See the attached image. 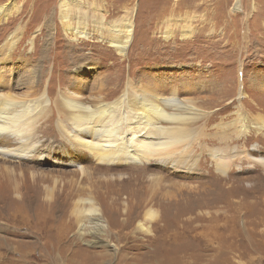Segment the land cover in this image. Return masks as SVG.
<instances>
[{
  "label": "rangeland",
  "instance_id": "374dc122",
  "mask_svg": "<svg viewBox=\"0 0 264 264\" xmlns=\"http://www.w3.org/2000/svg\"><path fill=\"white\" fill-rule=\"evenodd\" d=\"M61 1L0 0L10 10L0 20V46L21 32L0 64V96L55 100L72 91L91 101L109 87L102 92L113 102L129 83L159 90L202 112L188 157L193 172L84 163L92 175L80 185L99 196L96 227L81 221L71 205L75 187L58 174L73 167L50 158L28 167L34 177L6 174L0 264H264V0H79L73 14L89 16L92 38L77 42L62 30ZM102 18L105 40L96 33ZM126 22L134 35L121 56L109 27ZM57 115L44 125L47 137L57 133ZM41 140L49 151L65 145ZM212 151L239 153L226 175ZM147 210L156 218L146 219Z\"/></svg>",
  "mask_w": 264,
  "mask_h": 264
},
{
  "label": "bare ground",
  "instance_id": "6f19581e",
  "mask_svg": "<svg viewBox=\"0 0 264 264\" xmlns=\"http://www.w3.org/2000/svg\"><path fill=\"white\" fill-rule=\"evenodd\" d=\"M78 1L62 0L59 5L60 23L64 28L62 30L67 36H72L74 42L92 38L87 32L91 24L89 16L86 13L79 14L82 5ZM74 9L78 10L76 16L73 14ZM9 11L6 7H0V20ZM72 20H75L73 25L70 24ZM104 21L103 18L99 20L96 30L97 36H102L103 39L106 31V25L102 24ZM122 25L109 27L115 38V41H110V45L121 56L131 44L134 35L131 22ZM20 33L18 28L0 46V64L10 60L11 54L16 50L15 44L20 41ZM19 62L27 66L31 63L25 58H20ZM107 88L101 89L99 95L92 97L91 101L72 91H68V96L63 95L55 100L45 94L39 100H28V95L25 101L23 97L19 101L11 96H0V177L7 178L6 174L17 172L34 177L35 174L28 167L40 161L51 160L50 158L54 162L73 167L75 170L71 172L58 174H64V181L69 179L68 185L75 187V193L71 195V205L77 207L75 212L81 221L88 218L95 227L100 222L94 206L99 196L80 185L82 178L90 180L92 175L89 173L90 169L83 164L92 160L96 166L108 169L106 171H115L124 165H134L132 167L136 168L140 164H148L150 168L159 167L162 170L172 169L174 173L190 174L194 165H190L191 160L188 158L193 148L192 140L200 135V131L195 132L193 126L203 116L197 107H190L174 96L165 97L159 90L135 89L130 83L118 98L108 102L103 93ZM53 110L58 112V121L53 125L57 133L50 138L47 137L44 125L51 122ZM241 119L243 122L240 134H245L248 121L246 117ZM41 135L48 140L61 139L65 145L49 151L42 145ZM217 153L212 151L217 170L226 175L239 153ZM8 154L12 158H8ZM247 156L252 160L256 159L250 153ZM4 164H15L17 169L4 168ZM261 165L264 166V161H261ZM227 179L218 180L222 182ZM151 189L154 186L151 185ZM169 197L170 201L177 200ZM86 206L89 207L88 210H85ZM144 216L152 220L157 214L147 210Z\"/></svg>",
  "mask_w": 264,
  "mask_h": 264
}]
</instances>
